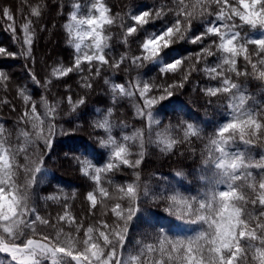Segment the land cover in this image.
Masks as SVG:
<instances>
[{
  "label": "snow or ice",
  "instance_id": "6c2138e0",
  "mask_svg": "<svg viewBox=\"0 0 264 264\" xmlns=\"http://www.w3.org/2000/svg\"><path fill=\"white\" fill-rule=\"evenodd\" d=\"M49 7L47 0L0 6L19 45L16 52L0 46V57L24 59L28 78L46 93L54 83L65 88L61 100L37 101L16 84L21 110L0 98L17 113L13 128L0 122V264H264V101L247 86L258 82L264 92V0H153L127 11L108 0H71L62 25L70 59L40 77L34 46L47 31ZM57 8L64 15L63 0ZM184 42L198 50L172 55ZM150 66L157 75L145 79L141 70ZM109 72L125 79L115 82ZM77 76L74 91L68 80ZM12 80L0 70V90L7 93ZM101 80L111 104L90 122L98 148L64 157L85 191L42 195L58 138L76 130ZM189 85L202 106L219 109L218 119L202 122L176 99ZM124 100L141 125L131 133L114 122ZM169 110L175 119L165 123ZM153 149L165 159L199 157V187L182 190L162 175L155 184L145 180ZM117 173L132 178L117 183ZM175 176L187 178L182 170ZM81 195L78 214L73 202ZM168 217L190 231L172 232L160 223Z\"/></svg>",
  "mask_w": 264,
  "mask_h": 264
},
{
  "label": "trees",
  "instance_id": "16d2710c",
  "mask_svg": "<svg viewBox=\"0 0 264 264\" xmlns=\"http://www.w3.org/2000/svg\"><path fill=\"white\" fill-rule=\"evenodd\" d=\"M50 7L48 8L46 15L42 21L47 26V31L39 33V42L34 46V58L35 63L32 68L38 76L46 77L51 71L52 67L57 66L59 63L67 64L70 59L71 49L65 43V33L62 25L66 22V17L71 11V0H63L64 3V15H58L57 4L60 0H47ZM110 5L115 6L116 11L123 9L128 10V6L131 5L133 9L140 5H152L153 0H108ZM11 5L14 8L21 6V0H0V6ZM25 15L27 12L25 11ZM22 22V18L17 12V24ZM38 30V29H37ZM197 30H199L197 26ZM115 31V29H114ZM21 35L22 33H18ZM114 54H118L122 51V48L113 40ZM0 46L7 48L9 51L16 52L19 50V45L12 38V33L7 30V22L0 18ZM178 51L172 53L174 56L187 55L188 52L198 50L197 46L190 43L184 42L176 46ZM149 69H142L141 74L143 78L148 79L157 75V69L155 66H150ZM28 65L24 59H14L0 57V70L7 72L13 78L10 84L9 91L4 93L0 90V98L7 97L16 105L18 110L22 109V102L16 96V84L22 83L29 87L33 92V98L39 101L41 95H47L50 102L63 99L65 88L61 84L54 83L51 92L46 93L44 89L33 85L27 75ZM146 73V75H144ZM133 75L136 73L133 72ZM115 82H122L125 79L124 73L112 74L111 72L106 73ZM78 79L74 77L68 80V84H71L74 91H78L76 88L75 81ZM249 91L256 96L258 100L264 101V92L260 91V85L258 82H248ZM102 80L97 83L96 91L93 93L87 101L86 107L83 108V116L81 119L75 121L71 126L75 131L70 134L60 136L59 142L55 146V153L48 161L47 167L49 171L45 174L43 182L39 186V191L42 195H47L57 191L59 187H63L66 191L73 189H79L81 193L85 191L87 187L85 181L80 177L78 172L75 170L73 164L66 160L65 153L79 155L84 151L85 147H88L89 151L94 148H98L95 143V133L90 126V122L96 116V109L99 108L102 111L106 110L110 106L111 101L108 95L105 94ZM178 101L183 102L191 110L194 117H198L202 122L215 121L218 119L217 112L218 108L215 106H208L205 108L203 101L200 100L192 91L191 86H187L183 95L176 97ZM123 106L119 107L115 113L114 122L119 124L123 121L128 125L126 131L131 133L135 128H139L141 125L138 123L137 118L132 109V103L129 100L122 102ZM63 110L67 108L62 106ZM16 112H13L10 105H0V122L4 123L10 129L13 128L16 122ZM163 115V114H161ZM165 123L168 119H173L172 112L169 110L167 116H163ZM65 128H69L68 124L64 125ZM207 130L211 128L205 124ZM116 133H119V128L116 129ZM200 148V145H197ZM101 151H103L101 149ZM261 149H256L255 154L258 156ZM153 154L145 165L142 177L145 180H150L153 184L156 183L159 175L166 177L167 182L180 187L182 190L195 191L199 187V157L196 159L171 157L165 159L162 157L158 150L153 149ZM178 170H182L186 174V179L183 177L175 176ZM54 177V178H53ZM128 173H117L115 181L117 183H124L131 179ZM84 207L83 196L77 198L73 202V211L80 214ZM147 208L150 211H160L159 209L153 208L148 205ZM52 210H55V206H52ZM163 216V214H161ZM160 223L170 227L173 231V227L180 224L181 222L173 220L172 218L161 219Z\"/></svg>",
  "mask_w": 264,
  "mask_h": 264
},
{
  "label": "rangeland",
  "instance_id": "374dc122",
  "mask_svg": "<svg viewBox=\"0 0 264 264\" xmlns=\"http://www.w3.org/2000/svg\"><path fill=\"white\" fill-rule=\"evenodd\" d=\"M173 231L179 233L188 232L190 231V226L180 223L173 227Z\"/></svg>",
  "mask_w": 264,
  "mask_h": 264
}]
</instances>
